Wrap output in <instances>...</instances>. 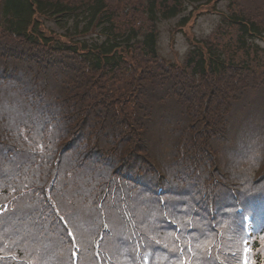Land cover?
I'll use <instances>...</instances> for the list:
<instances>
[{
	"label": "trees",
	"instance_id": "obj_1",
	"mask_svg": "<svg viewBox=\"0 0 264 264\" xmlns=\"http://www.w3.org/2000/svg\"><path fill=\"white\" fill-rule=\"evenodd\" d=\"M217 2L0 0V264H73L76 248L79 264H183L175 225L194 264L205 244L214 264L240 250L239 207L262 194L264 173L217 168L238 101L264 92V0H230L183 62L159 52L163 21L189 6L216 14ZM240 151L236 162L264 161V142ZM100 204L111 230L97 252Z\"/></svg>",
	"mask_w": 264,
	"mask_h": 264
},
{
	"label": "rangeland",
	"instance_id": "obj_2",
	"mask_svg": "<svg viewBox=\"0 0 264 264\" xmlns=\"http://www.w3.org/2000/svg\"><path fill=\"white\" fill-rule=\"evenodd\" d=\"M229 4L230 0H219L214 8L216 9V14L204 11L196 21H191L186 26H180L183 17L162 22L160 24L159 38L161 56L172 61V63L183 61L191 47L190 41L192 39H208L222 25V13H226ZM192 10L193 7L189 6L187 18L191 16L190 12ZM47 26L55 29L53 24H48ZM256 44L264 49V41H257ZM253 91H248L243 95L241 101H238V105L242 106V108L235 118L231 120L234 123L233 127L225 135L226 142L221 147L222 156L220 155L219 163L223 166L217 168V170H220L226 177H233L234 174L236 178H241L250 174L253 175L256 171L254 174L255 180L262 178L261 174L264 173V161L261 163L259 159L254 160L250 157L243 159L241 157L236 162L239 158L238 156L242 155L240 150L244 151L243 154L250 152V156H253L264 142V92ZM237 97L239 98V96ZM232 138L233 141L229 142ZM214 161L216 162L217 160L215 159ZM79 180L81 182V177H79ZM229 183L234 187L240 185L236 182ZM94 202L96 203V200H91L85 205L86 208L82 210L84 215L92 216L91 210L95 211Z\"/></svg>",
	"mask_w": 264,
	"mask_h": 264
}]
</instances>
